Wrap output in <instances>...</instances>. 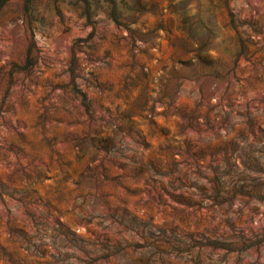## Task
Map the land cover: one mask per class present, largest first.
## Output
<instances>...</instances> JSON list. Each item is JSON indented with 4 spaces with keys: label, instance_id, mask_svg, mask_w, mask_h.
I'll return each mask as SVG.
<instances>
[{
    "label": "rangeland",
    "instance_id": "rangeland-1",
    "mask_svg": "<svg viewBox=\"0 0 264 264\" xmlns=\"http://www.w3.org/2000/svg\"><path fill=\"white\" fill-rule=\"evenodd\" d=\"M0 264H264V0H6Z\"/></svg>",
    "mask_w": 264,
    "mask_h": 264
},
{
    "label": "trees",
    "instance_id": "trees-1",
    "mask_svg": "<svg viewBox=\"0 0 264 264\" xmlns=\"http://www.w3.org/2000/svg\"><path fill=\"white\" fill-rule=\"evenodd\" d=\"M5 1L6 0H0V7L4 4ZM110 16H111V19L114 21V23L119 24V21L115 14L112 13Z\"/></svg>",
    "mask_w": 264,
    "mask_h": 264
}]
</instances>
